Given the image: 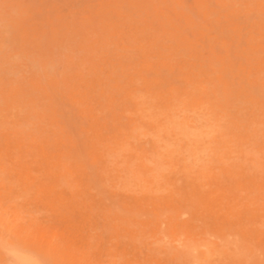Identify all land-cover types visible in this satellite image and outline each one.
Segmentation results:
<instances>
[{
	"label": "rangeland",
	"instance_id": "obj_1",
	"mask_svg": "<svg viewBox=\"0 0 264 264\" xmlns=\"http://www.w3.org/2000/svg\"><path fill=\"white\" fill-rule=\"evenodd\" d=\"M0 264H264V0H0Z\"/></svg>",
	"mask_w": 264,
	"mask_h": 264
},
{
	"label": "bare ground",
	"instance_id": "obj_2",
	"mask_svg": "<svg viewBox=\"0 0 264 264\" xmlns=\"http://www.w3.org/2000/svg\"><path fill=\"white\" fill-rule=\"evenodd\" d=\"M207 252H208V250H207ZM25 253H26V252H24V254H25ZM16 254H17V253H16ZM16 254H15V255H16ZM28 254H29V253H28ZM17 255H18V254H17ZM26 256H28V255H26ZM18 257H19V256H18ZM25 258H26V257H25ZM29 258H30V257H29ZM33 259H34V258H33Z\"/></svg>",
	"mask_w": 264,
	"mask_h": 264
}]
</instances>
